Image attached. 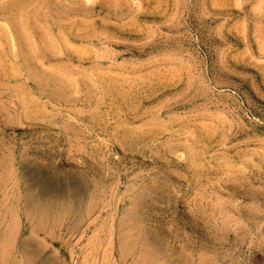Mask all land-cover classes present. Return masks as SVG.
I'll return each instance as SVG.
<instances>
[{
	"label": "rangeland",
	"instance_id": "rangeland-1",
	"mask_svg": "<svg viewBox=\"0 0 264 264\" xmlns=\"http://www.w3.org/2000/svg\"><path fill=\"white\" fill-rule=\"evenodd\" d=\"M0 264H264V0H0Z\"/></svg>",
	"mask_w": 264,
	"mask_h": 264
},
{
	"label": "bare ground",
	"instance_id": "bare-ground-1",
	"mask_svg": "<svg viewBox=\"0 0 264 264\" xmlns=\"http://www.w3.org/2000/svg\"><path fill=\"white\" fill-rule=\"evenodd\" d=\"M39 232H40V230L38 229V230H34V234L35 235H38L39 234Z\"/></svg>",
	"mask_w": 264,
	"mask_h": 264
}]
</instances>
